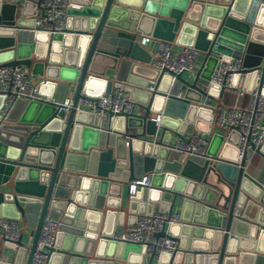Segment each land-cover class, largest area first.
I'll use <instances>...</instances> for the list:
<instances>
[{
  "label": "water",
  "instance_id": "water-1",
  "mask_svg": "<svg viewBox=\"0 0 264 264\" xmlns=\"http://www.w3.org/2000/svg\"><path fill=\"white\" fill-rule=\"evenodd\" d=\"M34 14L30 0L22 10L18 0H0V64L45 76L40 94L73 98V106L65 111L51 101L19 99L4 120L0 115V216L31 229L29 245L24 230L17 242L5 243L17 250L16 260L0 264H22L28 246L31 264L48 212L61 222L48 264H153L150 255L144 262L143 246L112 238L115 225L177 206L180 223L157 235L173 237L178 249L156 264H264V144L258 182L245 172L251 152L239 157L237 131L212 135L209 154L218 161L185 159L164 146L189 126L210 132L218 111L197 102L204 96L221 103L218 86L203 88L217 55L243 57L252 72L236 75L238 87L251 91L260 65L264 83V0H71L66 33L17 29L32 26ZM141 35L194 46L205 53L202 71L192 81L180 74L174 85L170 75L158 78ZM142 69L151 75L144 79ZM109 70L115 80L106 77ZM120 86L140 113L102 122L76 111L82 93L100 96ZM178 90L189 100L167 97ZM4 99L0 94V109ZM160 112L161 130L153 120ZM151 173V187L132 196L130 183Z\"/></svg>",
  "mask_w": 264,
  "mask_h": 264
},
{
  "label": "built area",
  "instance_id": "built-area-1",
  "mask_svg": "<svg viewBox=\"0 0 264 264\" xmlns=\"http://www.w3.org/2000/svg\"><path fill=\"white\" fill-rule=\"evenodd\" d=\"M26 1L18 0L20 10H22ZM30 1L35 9L34 24L17 29L44 32L50 35L67 32L68 9L71 6V0ZM152 38L153 36L149 35L143 36L140 40L141 45L145 46ZM200 56L201 51L194 46L176 48L172 41L160 39L157 48L151 53L150 65L158 70V78L163 75L172 76V85H174L178 75L193 73L196 76L202 71L205 59L202 60V63H199ZM217 57V64L203 88L208 92L215 85L223 94L232 92L236 95L235 103L230 106H217L216 108L212 104L214 97L209 101H198L199 106L210 108L213 113L216 110L218 111V117L216 121L213 119L210 132L202 133L196 128L187 127L182 133L173 132L172 136L175 138V143H164V146L179 152L185 159L199 158L218 161L220 160L218 157H212L209 154L212 135L220 132L227 136L230 132L237 131L239 134L237 146L239 157L242 159L247 151L251 152L250 156L247 157V167H245V172L248 174V164L251 162L253 154L257 153L264 144V95L261 92L264 83L260 85L259 81L262 65L257 67L255 85L251 91H248L246 88L238 87L234 83L236 75L246 74L245 72L250 71L244 66L243 57L231 56L228 61L224 60L221 54ZM158 78L155 81L156 83L148 86L149 91L157 89ZM45 82L46 78L37 79L35 74L29 72L25 65L0 64V94L5 97L0 109L2 120L8 116L13 105L19 99L51 101L56 104L58 109L69 111L73 106V98H65L63 102H58L40 94V86ZM246 94L250 96L248 104L241 106L238 100ZM169 96H174L179 100H189L182 90H178L174 95L167 92V97ZM137 105L139 103L133 100L130 92L120 86L113 87L110 92L103 93L100 96H89L82 93L75 108L77 112H88L95 121L105 122L114 119L118 114L134 115ZM163 116L164 113L160 112L153 118L157 129L162 127ZM93 126L97 127L95 124ZM98 128L99 130L103 129L101 126H98ZM108 132L114 133V130L110 129ZM124 138L126 140L125 146L128 148L130 138L128 136H124ZM156 141L157 137L154 138L153 143ZM151 175L152 173L132 181L130 183V194L135 195L140 186L150 188ZM248 175L254 182H258L257 176ZM259 186L264 190V182ZM176 223H180L179 212L174 211V209L164 212L159 208H154L152 213L139 214L134 224L128 225L124 230L115 232L112 238L117 241L143 246L146 254L153 256L157 262L163 254H172L178 249L176 239L168 235H157L164 229L168 231V228ZM21 224V220L0 216V243L5 245V243L17 242L21 237ZM60 224V219H56L49 212L46 214L31 264L49 263L51 254L56 251L57 233ZM4 257H6L5 254L0 257V260L9 263Z\"/></svg>",
  "mask_w": 264,
  "mask_h": 264
},
{
  "label": "crops",
  "instance_id": "crops-1",
  "mask_svg": "<svg viewBox=\"0 0 264 264\" xmlns=\"http://www.w3.org/2000/svg\"><path fill=\"white\" fill-rule=\"evenodd\" d=\"M143 36H145V35H141L139 37V40H141V38ZM159 40L160 39L153 37L152 40L149 43H147L145 46H143V47L151 54L157 48ZM172 42L174 43V46L176 48H180V47L184 46V45H181V44L177 43L176 40H174ZM200 59H202V60L205 59V53L202 52V51H201ZM141 73H142V75H143L142 77L144 79H146V77H148V76L151 75V73L148 70H145V69H142L141 70ZM35 76H36L37 79L45 78V76H40V75H36V74H35ZM183 76H184V78H186V79H188L190 81H192L195 78V76H194L193 73H188V74L185 73V74H183ZM106 77L108 79L115 80L116 79V72L114 70L113 71L112 70H109L107 72V74H106ZM249 99H250V96L248 94H246V95H244V96H242V97L239 98L238 103L241 106H246L248 104ZM201 100L202 101H209V100H211V98L202 96L201 97ZM235 101H236V95L234 93H232V92H226V93L223 94V96L221 98V103L220 104L217 103L216 98L213 99L212 104L214 106H216V108H217V106L218 107L219 106L223 107V106L233 105L235 103ZM141 110H142V107L140 106V104L135 107V112L136 113H140ZM189 127L190 128H194L193 126H189ZM262 160H263V158H262V156H261V154L259 152L253 154L252 160L248 164L249 165V167H248V174H250L252 176H258V174L260 172V164L262 163ZM174 211H177V212L180 213L181 212V209H180L179 206H177V207L174 208ZM21 225H22V227H21V233H22V230H24L23 231L22 242H23V245L26 246V245H29V242H30V238H31L30 230L31 229L30 228L28 229L27 226L25 224H23V223ZM127 227H128V225L125 227L123 225L116 224L115 225V232H119L121 230H124ZM24 238H26V240H24ZM0 248L2 250V253H1L0 257H2L3 254H5L6 257H4V258L9 263H12V262H14L16 260L17 250H15L12 247L5 246L4 244H1V243H0ZM28 252L29 251L27 250V252L25 253V256H24V259H23V263L22 264H26V262L28 260ZM148 261H149V255H146L144 262L147 263ZM153 264H156V260L153 261Z\"/></svg>",
  "mask_w": 264,
  "mask_h": 264
},
{
  "label": "rangeland",
  "instance_id": "rangeland-1",
  "mask_svg": "<svg viewBox=\"0 0 264 264\" xmlns=\"http://www.w3.org/2000/svg\"><path fill=\"white\" fill-rule=\"evenodd\" d=\"M199 63H202V59H199ZM188 74V73H186ZM187 76V75H186ZM191 77V76H190ZM29 229V227H27ZM24 240H26V238H24Z\"/></svg>",
  "mask_w": 264,
  "mask_h": 264
}]
</instances>
